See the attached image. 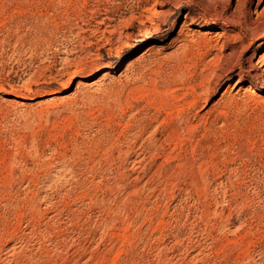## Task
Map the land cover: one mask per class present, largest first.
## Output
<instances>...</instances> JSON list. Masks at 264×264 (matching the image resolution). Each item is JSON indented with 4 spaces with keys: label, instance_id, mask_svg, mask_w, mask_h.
Segmentation results:
<instances>
[{
    "label": "rangeland",
    "instance_id": "rangeland-1",
    "mask_svg": "<svg viewBox=\"0 0 264 264\" xmlns=\"http://www.w3.org/2000/svg\"><path fill=\"white\" fill-rule=\"evenodd\" d=\"M237 1L0 0V264H264Z\"/></svg>",
    "mask_w": 264,
    "mask_h": 264
},
{
    "label": "bare ground",
    "instance_id": "bare-ground-1",
    "mask_svg": "<svg viewBox=\"0 0 264 264\" xmlns=\"http://www.w3.org/2000/svg\"><path fill=\"white\" fill-rule=\"evenodd\" d=\"M241 1L242 0H238L237 2H236V7L237 8H239V5H240V3H241ZM250 41V44H248L247 46H248V48H250L251 47V45H253L254 43H258V45H257V47H255V49H254V53L255 52H257V50H259V49H261L263 46H264V32L262 33V35H261V37H258V38H256V39H251V40H249ZM242 44H243V42H241ZM240 45V44H239ZM245 45V44H244ZM236 47V46H235ZM241 47V46H240ZM242 48V47H241ZM247 48V47H246ZM245 48V49H246ZM242 49H244V48H242ZM233 50H234V48H233ZM232 52V51H231ZM246 61V60H245ZM237 67H238V70H242V68H243V64L242 63H240V64H238L237 65ZM248 73V76H250L252 73H254V72H259L260 73V76L258 75V79H260V80H264V55L263 56H261L260 58H259V61H258V63H257V65L255 66V67H252V66H249V70L247 71ZM251 77V76H250ZM256 78V77H255ZM245 80H243V79H238V81L236 82V84H235V88H237V87H239L243 82H244ZM251 82V86L252 87H248L247 89H245V92L246 93H250V94H255L256 92H257V89H255L254 87L256 86L255 85V83L253 82V81H250ZM263 87H264V85H263ZM67 90H69V87H68V89ZM237 94V93H236ZM257 95V94H256ZM232 103V102H231ZM234 104V103H233ZM171 125V124H170ZM176 126V125H175ZM171 128H172V126H170ZM169 127V128H170ZM174 127V126H173ZM172 131H173V129H172ZM177 131V130H176ZM174 132V131H173Z\"/></svg>",
    "mask_w": 264,
    "mask_h": 264
}]
</instances>
